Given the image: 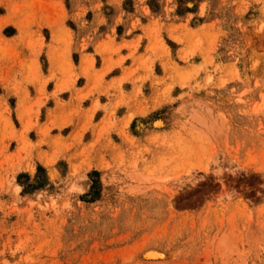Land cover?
<instances>
[{"label":"rangeland","instance_id":"obj_1","mask_svg":"<svg viewBox=\"0 0 264 264\" xmlns=\"http://www.w3.org/2000/svg\"><path fill=\"white\" fill-rule=\"evenodd\" d=\"M0 264H264V0H0Z\"/></svg>","mask_w":264,"mask_h":264},{"label":"bare ground","instance_id":"obj_2","mask_svg":"<svg viewBox=\"0 0 264 264\" xmlns=\"http://www.w3.org/2000/svg\"><path fill=\"white\" fill-rule=\"evenodd\" d=\"M158 123H156V125H157ZM149 253V252H148ZM154 252H151V253H149L148 255H147V257H151V258H155L156 256H158V254H156V255H154L153 254Z\"/></svg>","mask_w":264,"mask_h":264}]
</instances>
